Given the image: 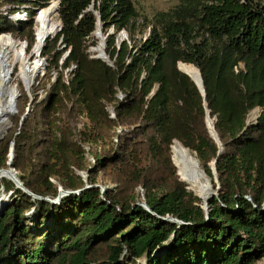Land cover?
I'll return each instance as SVG.
<instances>
[{
    "label": "trees",
    "instance_id": "1",
    "mask_svg": "<svg viewBox=\"0 0 264 264\" xmlns=\"http://www.w3.org/2000/svg\"><path fill=\"white\" fill-rule=\"evenodd\" d=\"M91 3L60 0L61 29L40 52L44 95L28 102L20 90L19 117L0 141V168L13 141L10 166L29 191L50 199L59 187L71 192L51 203L0 179V264H256L264 258V0H178L149 17L132 0ZM30 4L44 6L0 0V34L29 50ZM20 6L26 19H10ZM95 12L103 33L113 28L103 48L110 64L88 52ZM121 30L128 40L118 44ZM178 61L186 73L199 70L204 100ZM206 109L222 145L207 221L170 152L179 141L211 180L219 146ZM138 188L150 211L137 204Z\"/></svg>",
    "mask_w": 264,
    "mask_h": 264
},
{
    "label": "bare ground",
    "instance_id": "2",
    "mask_svg": "<svg viewBox=\"0 0 264 264\" xmlns=\"http://www.w3.org/2000/svg\"><path fill=\"white\" fill-rule=\"evenodd\" d=\"M57 3L58 0H50L46 7L37 10L34 43L29 53L26 50L27 45L25 42L22 43L9 34H0V136L3 135L5 128L10 124V116L14 114L16 109L12 105L14 95L17 93V87L13 81L14 70H16L17 78L25 86H30L35 77L41 72L44 61L40 58L38 52L45 39L57 32L58 23L54 20ZM93 34L99 40L98 47L95 50L100 51L103 49V34L101 33L100 24L95 26ZM187 74L199 83L200 76L195 68H189ZM255 113V110L248 113L249 121L255 118ZM171 158L176 166L179 178L183 181L189 180V190L204 197V199H208L209 195L213 193L210 177L197 166L193 155L177 140H174L171 145ZM5 169H8V167L0 168V179L8 178ZM5 203V196L0 193V210Z\"/></svg>",
    "mask_w": 264,
    "mask_h": 264
},
{
    "label": "water",
    "instance_id": "3",
    "mask_svg": "<svg viewBox=\"0 0 264 264\" xmlns=\"http://www.w3.org/2000/svg\"><path fill=\"white\" fill-rule=\"evenodd\" d=\"M59 2H60V0H58L57 8H58V6H59ZM57 8H56V10H57ZM88 9H89V10H93V3H91V4L89 5ZM95 13H96V16H97V17H96V23H95V26H96L97 24H100V26H101V30H102V28H103V23L101 22L100 17L98 16L97 12H95ZM60 29H61V23H60V21H59V23H58V25H57V30H56V31H59ZM111 33H113V28H112V27H111V29H109L106 33H103V35H102V46H103V48H104V45H105V39H106V36H107L108 34H111ZM125 34H126V33H125L124 30L119 31V34H118V44H119L122 40H124V38H125ZM50 36H51V35H50ZM20 41H21V40H20ZM21 42L23 43L24 41H21ZM42 46H43V45H42ZM42 46H41V48H40V50H39V52H38V55H39V56H40V52H41ZM68 51H69V50H67V51L64 53L63 57L66 56V54L68 53ZM93 51H96L95 48L93 49ZM91 57L101 59V60L107 62L108 64L111 63V62L109 61V59H108V57H107V55H106L104 49H101L100 51H96L95 54L92 55ZM40 58H41V57H40ZM41 59L44 61L43 58H41ZM179 62H181V61H178L177 64H176L177 69H178L180 72L186 74V75L189 77V79H190V80L194 83V85L197 87L198 91L200 92V94L202 95L203 100H204V98H205V92H204V88H203V84H202V78H201V75H200L199 70H198V72H199V75H200V80H199V83H198V82H196V81H195L190 75H188L186 72L182 71V70L179 68V66H178V63H179ZM196 68H197V67H196ZM197 69H198V68H197ZM26 87H28V86H26ZM16 92H17V90H16ZM17 96H18V93H16V94L14 95L13 104H12L13 107H15V105H16L15 102H16V98H17ZM204 105H205V102H204ZM259 109H260V111H261V108H259ZM28 111H29V108L26 107L24 113L20 116L19 124H21L22 120L26 117V115L28 114ZM251 111H252V110H251ZM260 111H259V113H260ZM258 115H259V114H258ZM258 115H257V116H258ZM257 116L255 117V120H256ZM213 120H214V117H210V116H209V110L206 109V110H205V123H206V127H207V130H208V133H209L210 137H212V138L216 141V143L218 144V146H219L218 153H217V157H216L214 160H212L211 163H210L211 175H212L213 181H214V183H215V184H214L213 193L211 194V197H212V196H216V195L218 194V192H219V189H220V187H219V182H218V178H217V175H216L215 164H216L217 158H218V157L220 156V154L222 153V145H221V143L219 142L218 137H217V134H216V132H215V130H214ZM246 122H247V123L251 122V121L248 120V116H247V120H246ZM2 139H3V136H0V141H1ZM173 141H174V140H173ZM173 141H172V142H173ZM185 148H186V147H185ZM186 149H187V148H186ZM170 152H171V145H170ZM12 157H13V141H11V143H10V145H9V149H8V159H7V161H6V164L8 165V169H5V171L8 173V178L14 182L15 186H17L18 188H20L23 192H25L26 194L30 195L31 197H33V198H38V199H45V200H48V201L51 202V203H58L63 195L69 194V193L71 192L70 190H63L62 188L59 187V188H58V193H57V195H56L53 199H50L49 197H45V196H39V195H36V194L32 193V192L29 191L27 188H25V187L23 186L22 182L16 177V171H15V169H14L13 167L10 166V163H11ZM193 157H194V156H193ZM194 160H195V163H196L197 166H198V163H197L195 157H194ZM171 161H172V158H171ZM172 163H173V162H172ZM174 166H175V165H174ZM201 170H202V169H201ZM202 171H203V170H202ZM194 172H195V171H194ZM203 172H204V171H203ZM204 173H205V172H204ZM176 174L178 175L177 172H176ZM180 180H181V179H180ZM181 181H183V180H181ZM183 182L186 184V190H187V191H190V190H189V186H188V185L190 184L189 180H186V181H183ZM100 188H101V191L103 192L105 189L110 188V187L107 186V185H106V186H104V185H100ZM192 193H193V192H192ZM193 195L196 196V197H198V198L201 200V207H202V209H203V211H204L205 221H207V219H208V211H209V209H210V206H209V199H204V197L199 196V195H196V194H194V193H193ZM203 199H204V201L202 202ZM137 204H139L140 206H142V207H143L144 209H146L147 211H150V208L148 207V205L145 203L144 200L138 201ZM262 206H263L262 208H264V203L262 204ZM162 219H163V220H167V221L174 222V223L177 224V226L180 225V224H184V222H182L181 220H178V219L173 218V217H171V216H165V217H163ZM172 235H173V234H172ZM172 235H171V238H172ZM167 244H168V243H167ZM164 249H165V247H163L162 250H164ZM262 260L264 261V258H263Z\"/></svg>",
    "mask_w": 264,
    "mask_h": 264
},
{
    "label": "rangeland",
    "instance_id": "4",
    "mask_svg": "<svg viewBox=\"0 0 264 264\" xmlns=\"http://www.w3.org/2000/svg\"><path fill=\"white\" fill-rule=\"evenodd\" d=\"M95 1L96 0H92V3H95ZM42 2H43V5H44L43 7H46L49 4L50 0H42ZM132 2H133L136 10L138 11V13L140 15H145V16L149 17V16H151L156 11L166 10L167 8L172 7L173 5H175L178 2V0H132ZM29 7L34 8V13H33L34 14L33 15V20H34V23H33L34 24L33 25V39H34V29H35V25H36L35 15H36L37 10L40 9V8L34 7L31 4L29 5ZM43 7H41V8H43ZM5 8H7V7L6 6H3V7L0 8V10L2 12H4L5 11ZM17 10L20 13L23 12V11L25 12V6H20ZM23 19H26L25 16H23L22 20ZM54 20H55L56 23H59V19L57 17V12H55ZM109 29H111V27H108L107 28V31ZM101 33L103 34V31L102 30H101ZM125 33H126V31H125ZM2 34H7V33H2ZM118 34H119V32L117 33V38H118ZM51 36H53V35H51ZM138 36H139V34L138 35L136 34V37H138ZM92 37L94 39H96V44L93 45V46H90L88 48V52H89V54L91 56L95 54L96 51H93V49L94 48L96 49L98 47V44H99V40L94 36L93 32H92ZM14 39H17V38H14ZM125 39L128 40L127 33L125 34L124 40ZM17 40H20V39H17ZM26 50L29 53L30 50L28 49V47H26ZM41 58H43V57H41ZM46 66H47V62L44 59V65H43V68H42L41 72L35 77V79L31 83V85L28 86V87H26L22 83V81L17 78V76H16V70H14V73H13V81L16 84L17 93H18V96L16 98L15 104H17L18 98L21 99V96H20V93L21 92H20V90H23L25 92V94H26V96L28 98V102H31L33 100L34 94H36L38 96V99H40L44 95V92H43L42 88H38L37 80H39L41 77H43V75L45 73V70H46ZM52 73L55 74V70H53ZM20 99H19L18 103H20V101H21ZM15 107H16V109H15L14 114L10 116V124L6 127V128L9 127V128L7 130L5 128L4 133L2 135L3 138L7 137L13 131V129L15 127V123L17 121V118L19 117L18 106L15 105ZM110 108L111 107H108L107 109H110ZM25 109H26V107H25ZM252 110H255L256 111V113H255L256 116L259 114L260 109L258 107H255ZM254 121H255V118L251 122H254ZM81 124H82V122L79 121L78 123H76V127L77 128L81 127ZM4 168H6V167H4ZM211 180H212V185H213V183H214L213 178H211ZM107 186H109L110 188H113L114 185L112 183H108ZM137 190H138V193H139V196H140L139 201H141V200H143L142 199V196H141L142 195V191L139 188ZM137 264H146V262H145L144 258H142V259H139L138 260ZM256 264H264V261L262 259H260V260H258L256 262Z\"/></svg>",
    "mask_w": 264,
    "mask_h": 264
},
{
    "label": "built area",
    "instance_id": "5",
    "mask_svg": "<svg viewBox=\"0 0 264 264\" xmlns=\"http://www.w3.org/2000/svg\"><path fill=\"white\" fill-rule=\"evenodd\" d=\"M23 16H27L26 12H19L18 10H16L15 12L11 13V14H8V17L12 20H22ZM72 68H74V65H72ZM108 112L110 113V116L113 117V111L112 109H108Z\"/></svg>",
    "mask_w": 264,
    "mask_h": 264
}]
</instances>
